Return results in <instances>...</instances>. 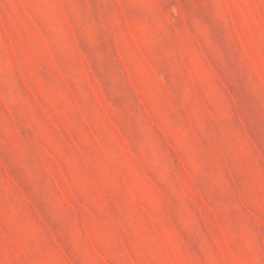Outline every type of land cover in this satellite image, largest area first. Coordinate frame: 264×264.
<instances>
[{
  "label": "rangeland",
  "instance_id": "obj_1",
  "mask_svg": "<svg viewBox=\"0 0 264 264\" xmlns=\"http://www.w3.org/2000/svg\"><path fill=\"white\" fill-rule=\"evenodd\" d=\"M0 264H264V0H0Z\"/></svg>",
  "mask_w": 264,
  "mask_h": 264
}]
</instances>
